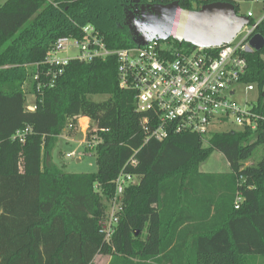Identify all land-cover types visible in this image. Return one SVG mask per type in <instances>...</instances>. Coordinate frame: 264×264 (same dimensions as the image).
I'll return each mask as SVG.
<instances>
[{
	"label": "trees",
	"instance_id": "16d2710c",
	"mask_svg": "<svg viewBox=\"0 0 264 264\" xmlns=\"http://www.w3.org/2000/svg\"><path fill=\"white\" fill-rule=\"evenodd\" d=\"M175 1L191 11L228 2L239 15L231 0L151 3ZM131 2L7 0L0 6V264H93L100 255L110 257L108 264H251L253 256L264 255L263 124L255 131L214 133L206 145L195 134L146 143L135 93L119 88L115 56L73 61L40 92L38 82L28 83L31 72L46 69L59 38H80L87 25L110 50L137 47L126 20ZM256 33L264 38V17ZM243 82L261 90L257 111L264 113V45L248 56ZM27 85L35 111L25 105ZM81 118L92 123L89 144L98 140L87 147L97 152V172L66 174L52 152ZM27 128L21 143L16 135ZM259 148L262 158L253 163ZM214 151L223 154L229 173L200 171ZM121 173L138 183L125 190L108 244L99 224ZM238 196L245 201L236 210Z\"/></svg>",
	"mask_w": 264,
	"mask_h": 264
},
{
	"label": "built area",
	"instance_id": "2783aa9c",
	"mask_svg": "<svg viewBox=\"0 0 264 264\" xmlns=\"http://www.w3.org/2000/svg\"><path fill=\"white\" fill-rule=\"evenodd\" d=\"M149 1L147 4H154ZM246 17L250 24L232 42L213 48L177 47L169 41L163 46V42L153 41L142 47L110 50L97 29L87 25L82 28V37H62L53 44L43 63L46 69L34 73L33 82H38L40 92L53 87L73 61L91 63L115 56L119 88L135 93L146 143L152 139L163 142L171 134H195L207 144L209 137L216 133L213 128L223 125L255 131L264 125V113L257 111L262 92L256 85L245 84L243 78L248 70V56L255 53L250 41L263 18L252 24V13ZM241 86L249 92L258 88L256 105L243 106L235 100L237 88ZM27 108L35 111L36 104ZM91 125L88 119L83 130L85 135ZM29 132L27 128L16 137L24 143V136ZM97 141L94 139L89 144L86 138L85 145L94 148ZM136 164L132 161V165ZM137 183V178L124 173L114 181L115 196L109 203L105 219L99 224L108 244L124 210L125 190ZM244 201L238 196L235 209L239 210Z\"/></svg>",
	"mask_w": 264,
	"mask_h": 264
},
{
	"label": "water",
	"instance_id": "95a60500",
	"mask_svg": "<svg viewBox=\"0 0 264 264\" xmlns=\"http://www.w3.org/2000/svg\"><path fill=\"white\" fill-rule=\"evenodd\" d=\"M126 20L137 47L153 41L221 47L232 42L250 24V19L239 16L235 6L228 2L210 3L196 11L183 9L178 1L167 5L145 4L135 14L127 13ZM252 45L260 50L264 38L260 35Z\"/></svg>",
	"mask_w": 264,
	"mask_h": 264
},
{
	"label": "rangeland",
	"instance_id": "374dc122",
	"mask_svg": "<svg viewBox=\"0 0 264 264\" xmlns=\"http://www.w3.org/2000/svg\"><path fill=\"white\" fill-rule=\"evenodd\" d=\"M7 0H0V6H2ZM239 7V15L247 16L249 13H252L253 19L255 22L260 21L264 17V4L258 0H231ZM131 13V9H127V13ZM260 39V34L256 33L253 35L250 41V45L254 52H257V47L253 46L254 41ZM173 42V41H172ZM171 42V43H172ZM163 46H167V42L162 43ZM34 72H31L29 75L28 83L33 82ZM27 92L25 105L34 106L36 104L35 97L31 94V88L27 85L25 88ZM238 89L237 97L235 100L241 104H254L256 105L258 99V88H255L254 92H249L246 90V87L241 86ZM107 97L96 96L94 97L95 101L106 100ZM88 121L83 125L81 120H78L77 125L72 127V135L68 136L67 134H62L55 145L52 152V162L56 164L63 173L66 174H92L97 172V152L88 151L87 145H85L86 136L89 131L84 134V131ZM82 127V128H81ZM240 129L231 126L223 125L216 126L213 128L214 132L226 133L230 131H239ZM206 145V143H205ZM263 155V149L259 148L254 156L252 162L258 163ZM230 166L220 152L214 151L210 157L200 165V171L203 173H229ZM99 257L103 258L105 262H108L110 257L105 255H100Z\"/></svg>",
	"mask_w": 264,
	"mask_h": 264
},
{
	"label": "crops",
	"instance_id": "0c3cea01",
	"mask_svg": "<svg viewBox=\"0 0 264 264\" xmlns=\"http://www.w3.org/2000/svg\"><path fill=\"white\" fill-rule=\"evenodd\" d=\"M85 119V118H83ZM89 119V118H87ZM110 262V259L108 262H105V260L99 256L96 257L95 261L93 264H108ZM251 264H264V255L261 256H253L251 258Z\"/></svg>",
	"mask_w": 264,
	"mask_h": 264
},
{
	"label": "flooded vegetation",
	"instance_id": "af4514ba",
	"mask_svg": "<svg viewBox=\"0 0 264 264\" xmlns=\"http://www.w3.org/2000/svg\"><path fill=\"white\" fill-rule=\"evenodd\" d=\"M146 3H144L141 0H132L131 4L129 5V9L132 10L133 14H135V12L139 11L140 8L145 5ZM141 15V13H139ZM137 16V15H135Z\"/></svg>",
	"mask_w": 264,
	"mask_h": 264
},
{
	"label": "bare ground",
	"instance_id": "6f19581e",
	"mask_svg": "<svg viewBox=\"0 0 264 264\" xmlns=\"http://www.w3.org/2000/svg\"><path fill=\"white\" fill-rule=\"evenodd\" d=\"M87 121H88V119H87V118H85V119H83V118H82V119H81V124H83V125H84V124H85ZM86 126H87V125H86ZM86 126H83V127L85 128Z\"/></svg>",
	"mask_w": 264,
	"mask_h": 264
}]
</instances>
